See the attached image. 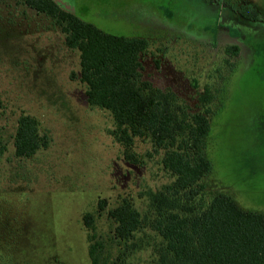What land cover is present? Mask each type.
Here are the masks:
<instances>
[{"label":"rangeland","instance_id":"374dc122","mask_svg":"<svg viewBox=\"0 0 264 264\" xmlns=\"http://www.w3.org/2000/svg\"><path fill=\"white\" fill-rule=\"evenodd\" d=\"M103 32L142 38L140 80L173 97L180 118L212 97L205 153L208 193L264 214V0H53ZM251 4L249 22L230 10ZM239 49L237 56L225 52ZM76 50L56 22L22 0H0V264H158L165 249L148 200L170 185L163 151L135 139L124 158L111 115L87 104ZM38 120L48 148L17 158V119ZM128 201L140 227L114 235L109 212ZM91 224L84 226L83 217Z\"/></svg>","mask_w":264,"mask_h":264},{"label":"trees","instance_id":"16d2710c","mask_svg":"<svg viewBox=\"0 0 264 264\" xmlns=\"http://www.w3.org/2000/svg\"><path fill=\"white\" fill-rule=\"evenodd\" d=\"M30 9L53 19L65 35L66 47L79 54V80L85 85L90 107L106 110L115 125L112 137L124 148V158L139 163L132 153L135 139L146 138L154 151H163L161 164L173 182L148 200L155 212L152 229L165 249L158 264H264V214L242 210L231 196L208 193L205 178L211 170L205 149L214 115L208 91L201 97L205 109L180 118L173 97L140 80L141 56L149 43L103 32L76 15L62 10L53 0H22ZM230 10L249 22L260 14L251 4L231 5ZM225 52L237 56L236 46ZM17 158H31L48 148L37 119L21 115L14 135ZM114 235L128 241L140 227L139 213L128 201L109 212ZM86 228L90 216L83 217ZM88 256L97 264L94 248Z\"/></svg>","mask_w":264,"mask_h":264}]
</instances>
